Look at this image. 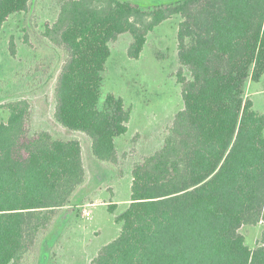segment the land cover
I'll list each match as a JSON object with an SVG mask.
<instances>
[{
  "label": "trees",
  "instance_id": "obj_1",
  "mask_svg": "<svg viewBox=\"0 0 264 264\" xmlns=\"http://www.w3.org/2000/svg\"><path fill=\"white\" fill-rule=\"evenodd\" d=\"M30 0H0V29ZM178 15L182 107L153 153L131 167L120 231L90 264H264V229L250 248L244 225L264 224V113L245 97L264 76V0H177L150 9L126 0H62L43 36L64 54L53 88L54 121L89 140L117 168L116 139L130 110L102 97L110 44L129 34L137 59L147 35ZM186 71V73H185ZM0 121V264H37L34 249L86 182L82 144L29 134L30 102L3 104Z\"/></svg>",
  "mask_w": 264,
  "mask_h": 264
},
{
  "label": "rangeland",
  "instance_id": "obj_2",
  "mask_svg": "<svg viewBox=\"0 0 264 264\" xmlns=\"http://www.w3.org/2000/svg\"><path fill=\"white\" fill-rule=\"evenodd\" d=\"M61 1L30 0L27 11L12 14L0 29V121L8 115L3 104L26 98L31 107L30 135L47 130L56 137L81 141L88 178L73 203L79 204L91 193L98 209L90 219L83 218V208L93 212L88 205L79 206L80 203L62 209L60 218L44 234L30 261L90 264L96 250L117 237L120 231L117 217L129 203L133 163L160 147L165 129L182 107L176 78L179 70L176 32L180 17L173 15L154 27L137 59L127 55L129 34L119 35L110 44L101 95L112 93L121 97L130 110L128 130L116 139L119 161L114 170L93 160L84 134L60 127L52 117L53 88L64 54L43 36V31L47 24L54 22ZM126 1L150 9L159 3L177 0ZM245 97L252 100L255 110L264 113V76L247 82ZM109 202L116 204L109 205ZM101 207L108 210V215ZM263 229L264 224L258 223L244 225L239 231L246 244L254 248Z\"/></svg>",
  "mask_w": 264,
  "mask_h": 264
},
{
  "label": "crops",
  "instance_id": "obj_3",
  "mask_svg": "<svg viewBox=\"0 0 264 264\" xmlns=\"http://www.w3.org/2000/svg\"><path fill=\"white\" fill-rule=\"evenodd\" d=\"M82 154H83V152H82ZM92 157V156H91ZM93 158V157H92ZM93 160L97 163V164H101V165H105V166H108V165H106V164H103V163H99V162H97L94 158H93ZM86 175H87V172H86ZM87 177V176H86ZM88 178V177H87ZM87 178H86V182H87ZM85 182V183H86ZM83 184L78 190H77V193H76V195H75V197H74V199H73V202L76 200V198H77V196H79V192H80V190L86 185V184ZM87 197L86 198H84L83 199V201L82 202H80V203H82V204H76V203H73L72 202V204H70V205H67V206H64V207H62V208H60L59 209V214H58V217L56 218V220L54 221V224L56 223V221L60 218V213H61V210L62 209H64V208H70V207H75L76 205H79V206H86V205H88V206H90V207H92V209H93V212L91 211V210H88L87 208H83L82 209V211H83V218H85V219H90L91 217H92V215H93V213H95L96 212V209H98V208H96V202H94L93 200H94V197H93V195H91V193H87V195H86ZM130 196V195H129ZM129 199V198H128ZM119 201H117V203H118ZM120 202H122V201H120ZM109 205L110 204H116V202H114V203H108ZM101 208H103V207H101ZM104 209V211L106 212V213H104V214H106V215H108V210L104 207L103 208ZM86 211H89V213H90V215L89 216H85V212ZM92 212V213H91ZM92 214V215H91ZM54 224L52 225V227L54 226ZM119 234V233H118ZM116 238V237H115ZM114 239V238H113ZM112 239V240H113ZM111 241V240H110ZM109 241V242H110ZM106 243H108V242H106ZM106 243H104V244H106ZM104 244H102V245H104ZM101 245V246H102ZM100 246V247H101ZM99 247V248H100ZM99 248L96 250V253H95V255L97 254V252H98V250H99ZM94 255V256H95ZM93 256V257H94ZM92 257V258H93Z\"/></svg>",
  "mask_w": 264,
  "mask_h": 264
},
{
  "label": "built area",
  "instance_id": "obj_4",
  "mask_svg": "<svg viewBox=\"0 0 264 264\" xmlns=\"http://www.w3.org/2000/svg\"><path fill=\"white\" fill-rule=\"evenodd\" d=\"M89 215H90L89 211H86L85 216H89Z\"/></svg>",
  "mask_w": 264,
  "mask_h": 264
}]
</instances>
